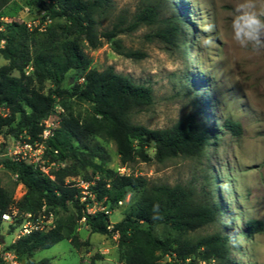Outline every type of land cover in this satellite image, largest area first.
I'll list each match as a JSON object with an SVG mask.
<instances>
[{
    "label": "trees",
    "instance_id": "obj_1",
    "mask_svg": "<svg viewBox=\"0 0 264 264\" xmlns=\"http://www.w3.org/2000/svg\"><path fill=\"white\" fill-rule=\"evenodd\" d=\"M9 1L0 0V9ZM29 1L45 10L46 20L64 21L60 26L63 41L58 43L51 33L52 45L32 54L30 33L25 25L8 24L1 32L0 40H5V45L0 47V58L7 63L0 67V134L9 140L25 134L34 142L58 101L65 114L59 118V127L48 142L50 163L58 166L57 171L46 174L7 157L5 149L0 151V167L10 170L26 188L24 196L16 203L19 212L39 214L44 210L55 215L57 210L67 211L72 206L76 221L84 220L91 233L118 237L121 264H159L162 256H169L175 264H232L229 234L214 233L193 241L185 238L215 224L221 216L218 208L197 203L192 193L180 185L149 187L142 177L121 176L108 169V153L96 141L100 138L113 142L122 165L137 159L151 161L148 148L154 149L158 162L198 157L204 152L212 133L198 122L196 114H188L172 127L160 130L131 124L128 116L133 110L153 104L152 89L112 68L102 72L91 69V60L81 44L84 40L89 49L96 50L104 42L112 43L120 54L143 59L145 54L141 52H124L118 36L163 23L164 28L156 33L157 37L175 45L182 37L181 16L173 13L163 18L160 6L153 3L143 7L129 24L119 20L110 29L100 32L98 20L113 10L111 0H50L49 4L45 0ZM2 26L0 19V29ZM28 68L32 69L29 76L26 75ZM71 71L77 73L76 83L72 89L65 90L62 84ZM45 81L54 86L47 94L33 86V82L42 85ZM68 100L88 104L90 114L84 118L74 114ZM226 126L238 134L241 131L239 125L230 121H226ZM67 161L91 168L98 176L92 180L96 183L92 189L97 201L105 200V205L113 207L127 196L140 192L135 207L112 227L108 212L89 213L87 207L92 206L93 201L82 202L78 188L66 183L72 176L66 168ZM13 197L14 193L2 187L0 179V228L2 215L9 213L14 203ZM76 221L56 222L51 231L23 237L10 248L24 264H36L35 253L65 240L79 248ZM260 225L250 222L248 233H254Z\"/></svg>",
    "mask_w": 264,
    "mask_h": 264
},
{
    "label": "rangeland",
    "instance_id": "obj_2",
    "mask_svg": "<svg viewBox=\"0 0 264 264\" xmlns=\"http://www.w3.org/2000/svg\"><path fill=\"white\" fill-rule=\"evenodd\" d=\"M111 2V13L98 20L100 32L110 29L119 20L129 24L143 7L153 3L160 6L163 18L176 13L184 23L182 37L175 45L157 37L156 33L164 28L163 23L118 36L124 52H141L145 54L143 59L128 58L107 42L92 50L81 40L91 60V69L102 72L112 68L133 82L152 89L153 104L133 110L128 116L129 122L160 130L172 127L188 114H196L198 122L211 131L212 139L198 157H176L158 162L154 158V149L148 148L151 161L137 159L122 165L115 144L98 138L96 141L109 156L106 167L121 176L132 174L142 177L149 187H184L197 203L210 204L221 212L215 224L191 233L186 239L193 241L214 233H227L230 236L229 258L232 264H264V50L257 54L251 49L239 47L232 40L231 21L234 9L241 0ZM256 2L258 7H264V0ZM45 16V10L29 0H10L0 9L3 23L0 34L8 24L25 25L30 33V51L35 54L52 45L49 39L51 33L58 43L63 41L60 26L64 21H48ZM209 23L215 24L214 32L203 31ZM207 36L214 41L211 47L201 44V38ZM6 63L0 58V67ZM31 73V68L26 69L27 76ZM14 75L19 76L18 73ZM76 79L77 73L69 72L62 88L72 89ZM33 86L42 88L45 94L54 88L48 81L42 85L33 82ZM68 104L74 114L82 118L90 114L88 104H79L74 100H68ZM63 114L65 110L58 101L51 115L54 124H58ZM226 121L239 125L240 133L230 131ZM11 143L12 140L0 134V151ZM45 162L47 172L58 170L57 165L50 163L47 152ZM66 168L72 173L66 179L67 184L98 178L91 168H82L72 161L66 162ZM0 179L2 187L13 192L17 199L24 196L26 188L17 182V176L10 170L0 167ZM90 191L95 194L92 188ZM140 196V192L133 193L113 207L105 205V200L97 201L95 196L93 210L94 213L107 211L112 227L135 207ZM76 218L72 206L67 211L57 210L54 215L55 222L76 221ZM250 222L261 224L254 233H248ZM76 224L79 248H75L70 240H65L35 253L34 262L121 264L117 236L93 234L84 220L76 221ZM0 232L11 234V228L4 224ZM10 239L11 236L6 237L7 241ZM159 264L175 263L169 256H162Z\"/></svg>",
    "mask_w": 264,
    "mask_h": 264
},
{
    "label": "built area",
    "instance_id": "obj_3",
    "mask_svg": "<svg viewBox=\"0 0 264 264\" xmlns=\"http://www.w3.org/2000/svg\"><path fill=\"white\" fill-rule=\"evenodd\" d=\"M49 3L50 0H46V4ZM4 45L5 40H0V47L2 48ZM83 81L84 79H81V82ZM42 125L43 131L38 136L36 141H30V138L23 134L20 138L12 140V143L5 148L6 150L4 155L16 162H24L28 165L39 168L42 172L48 174L45 165L48 142L54 136L55 130L59 125L54 124L51 117L45 120ZM54 152L57 154V151ZM122 175L124 176L125 174ZM51 178L54 179L53 176H51ZM70 185L78 188L82 202H85L88 199L93 201L92 206H88L87 208L89 213L95 214L93 209L95 208L94 197L96 196V193L94 194L90 191V189L96 185L95 181L76 182L71 183ZM20 199H17L14 196V203L10 208V212L2 215L3 225L8 224L10 228L14 227V230L11 228V234L7 235L0 232V264H24L19 256L10 247L15 245L23 237L30 236L34 233H46L56 227L53 213L47 214L44 210L39 214L20 213L16 207V203ZM1 229L2 227L0 230ZM7 236H11L10 241L6 240Z\"/></svg>",
    "mask_w": 264,
    "mask_h": 264
},
{
    "label": "clouds",
    "instance_id": "obj_4",
    "mask_svg": "<svg viewBox=\"0 0 264 264\" xmlns=\"http://www.w3.org/2000/svg\"><path fill=\"white\" fill-rule=\"evenodd\" d=\"M215 24H207L203 31L214 32ZM232 40L241 48L254 53L264 50V7H258L256 0H241L234 9L231 21ZM202 46L211 47V36L201 38Z\"/></svg>",
    "mask_w": 264,
    "mask_h": 264
}]
</instances>
